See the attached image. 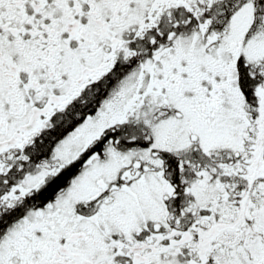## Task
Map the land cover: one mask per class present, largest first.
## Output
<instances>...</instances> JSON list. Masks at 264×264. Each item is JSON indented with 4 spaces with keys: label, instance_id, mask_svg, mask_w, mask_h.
Returning a JSON list of instances; mask_svg holds the SVG:
<instances>
[{
    "label": "snow or ice",
    "instance_id": "1",
    "mask_svg": "<svg viewBox=\"0 0 264 264\" xmlns=\"http://www.w3.org/2000/svg\"><path fill=\"white\" fill-rule=\"evenodd\" d=\"M0 264H264V0H0Z\"/></svg>",
    "mask_w": 264,
    "mask_h": 264
}]
</instances>
